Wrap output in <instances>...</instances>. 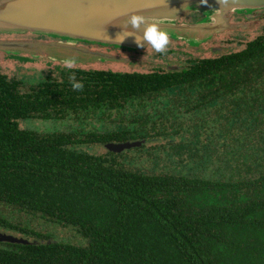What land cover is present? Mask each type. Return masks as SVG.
Segmentation results:
<instances>
[{"label":"trees","instance_id":"16d2710c","mask_svg":"<svg viewBox=\"0 0 264 264\" xmlns=\"http://www.w3.org/2000/svg\"><path fill=\"white\" fill-rule=\"evenodd\" d=\"M261 32L174 71L0 73V231L29 242H0V264H264V16ZM127 141L141 144L104 149Z\"/></svg>","mask_w":264,"mask_h":264},{"label":"water","instance_id":"95a60500","mask_svg":"<svg viewBox=\"0 0 264 264\" xmlns=\"http://www.w3.org/2000/svg\"><path fill=\"white\" fill-rule=\"evenodd\" d=\"M185 4L188 7L183 6ZM218 8L217 0H207V5H201L200 0H0L1 34L38 33L56 39L50 42L0 40V52L43 57L59 63L68 60L74 61L73 64L120 62L122 59L118 57L89 51L78 45L141 50L149 45L144 32L151 23H156L171 37L176 35V39L188 38V34L211 35L228 26L226 14L229 12L264 9V0H233L220 15L217 14ZM188 10L207 14L209 23H180V26H175L179 24L176 20ZM136 15L144 17L145 22L134 28L130 20ZM140 144L137 141L107 143L104 149L121 153ZM0 242L29 243L2 231Z\"/></svg>","mask_w":264,"mask_h":264},{"label":"rangeland","instance_id":"374dc122","mask_svg":"<svg viewBox=\"0 0 264 264\" xmlns=\"http://www.w3.org/2000/svg\"><path fill=\"white\" fill-rule=\"evenodd\" d=\"M254 11H249L246 15H251ZM234 14L240 17H246L243 10H235L233 12H229L228 15ZM194 16H200L201 20L197 22L209 23V19L207 14L199 13L197 11L188 10L187 13L180 19L176 20L175 26H180V23L190 22L192 24L196 23L193 20L187 21L189 18ZM227 15V14H226ZM254 16L253 21L246 24L236 25L232 20L227 22L228 27L226 26L224 29H221L218 32L213 34H204L203 36L188 34L187 37L176 39V35H169V44L167 46V50L164 54L155 52L150 44L145 46L144 49L132 50L131 53H125L123 51H119L118 49L112 50L115 51L113 53L108 52L106 48L96 49L93 46L96 45H85L79 44L78 46L85 48L89 51L99 52L102 54L110 55L111 57H118L122 59L120 62H94L90 64H73L72 67L82 68V69H110L112 71L123 72V71H134L147 73L151 72V70L158 71H166V70H177L182 69L188 65L190 61L201 59V58H212L216 57L220 54L226 52H236L241 50L244 45L253 40L255 37L261 34L260 32V23L258 19H255ZM247 20V18H243ZM182 20V21H181ZM251 20V19H248ZM181 21V22H179ZM185 21V22H183ZM234 26V27H233ZM38 33H24V34H1L0 40L4 39H15V40H29V41H39V42H50L56 41L54 38H49L43 36V34ZM174 34V33H172ZM37 39V40H35ZM98 46V45H97ZM111 48V47H109ZM128 49H125V51ZM133 53V54H132ZM13 55V56H12ZM6 54L0 52V73L6 75L7 77H12L20 80L22 84L24 82L34 76L43 77L45 74H54L56 75V68L60 66H66L65 63L62 65L57 64V62L51 61L49 59L43 57H35V58H24L25 56L14 55V54ZM59 63V62H58ZM170 67H174L173 69H169ZM31 125H35L40 127L43 132H54L59 130V132L68 131L70 126H75L74 123L68 125L65 124V128L62 127L59 122L58 123H50L42 121H31ZM31 125L29 123H20L19 127H22L25 130H30ZM160 144L159 141L153 143H148V148H155ZM83 151L89 154L98 155L103 154L105 150L101 146H88L82 147ZM2 214L9 220V222L13 224H21L23 226L26 225L29 229L34 231H38L41 233H47L54 237L56 240L69 241L75 245H81L82 240L78 237V234L70 229L64 228L61 225L54 224L51 222H45L40 219H35L32 222L28 221L29 216H25L18 213H7ZM25 224V225H24Z\"/></svg>","mask_w":264,"mask_h":264},{"label":"clouds","instance_id":"9594fccd","mask_svg":"<svg viewBox=\"0 0 264 264\" xmlns=\"http://www.w3.org/2000/svg\"><path fill=\"white\" fill-rule=\"evenodd\" d=\"M217 3L219 5L217 14L220 15L224 9L229 8L231 6L233 0H231V3L230 0H217ZM200 4L207 5V0H200ZM183 6L188 7L187 4ZM130 22L134 28H137L141 23H144L145 20L144 17L136 15L131 17ZM144 36L155 52L161 54H164L166 52L167 46L169 44V35L166 31L161 30L156 23H151L148 25V27L145 29ZM73 63L74 61L71 60L65 61V64L68 68H71L73 66ZM72 79L75 80V77L73 76ZM72 87L74 90L81 91L83 89V84L77 81L72 84Z\"/></svg>","mask_w":264,"mask_h":264},{"label":"flooded vegetation","instance_id":"af4514ba","mask_svg":"<svg viewBox=\"0 0 264 264\" xmlns=\"http://www.w3.org/2000/svg\"><path fill=\"white\" fill-rule=\"evenodd\" d=\"M243 12H244V14H245V16L246 17H240V16H238V15H234L233 13L231 14V15H226V18H227V20L229 21V20H232V22L233 23H236V25H240V24H246L247 25V23H250L251 21H253V19L252 20H248L249 18H252L253 16H255L256 18L255 19H258V21H261V23H260V32H261V27H262V24H263V16H264V10L263 11H254V12H252V14L251 15H246V14H249V13H246V11H244L243 10ZM199 17L200 16H194L193 15V17H191V18H189L187 21H190V20H193V21H195L196 23H197V21H199V20H201L202 18H200L199 19ZM243 18H247V20H245V19H243ZM182 21V20H181ZM181 21H179V22H181ZM183 22H185V21H183ZM186 23H188V24H192V23H190V22H186ZM262 33V32H261ZM256 38V37H255ZM4 40H15V39H4ZM35 40H37V39H35ZM94 48H96V49H100V48H106V50L108 51V52H111V53H113V52H115V51H112V50H116V49H118V48H113V47H111V48H109L108 46H93ZM119 51H123V52H125V53H131V51H125V50H122V49H118ZM2 53V52H1ZM115 53H117V52H115ZM4 54V53H3ZM133 54V53H132ZM20 56H25L24 58H28L26 55H18V57H20ZM174 67H170L169 69H173ZM178 70V69H177Z\"/></svg>","mask_w":264,"mask_h":264}]
</instances>
